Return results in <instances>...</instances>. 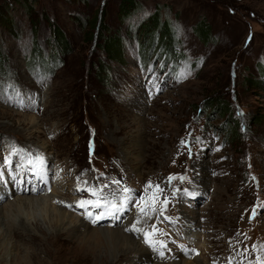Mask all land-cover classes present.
Instances as JSON below:
<instances>
[{"label":"rangeland","instance_id":"1","mask_svg":"<svg viewBox=\"0 0 264 264\" xmlns=\"http://www.w3.org/2000/svg\"><path fill=\"white\" fill-rule=\"evenodd\" d=\"M135 1L138 10L121 19L120 0H38L32 12L13 3L9 13L0 0V13L7 16L0 15L6 62L0 70V161L13 146L43 152L50 169L43 191L57 187L60 172L75 181L85 169L89 180L99 172L116 175L139 193L149 180L187 170L190 180L176 185L198 194L177 199L169 208L174 222L159 225L169 233L160 238L175 241L167 261L183 246L201 264H226L233 247L264 244V209L251 218L252 208L264 204V0ZM155 9L161 21L173 25L174 55L173 50L154 51L152 43L159 44L153 37ZM100 16L101 26L118 29L124 39L122 58L105 60L102 76L93 66L105 56L96 37ZM199 22V27L209 25L210 41L197 33ZM56 30L68 49L46 68L43 61L53 53L50 37ZM36 73L49 78L38 82ZM148 79L155 87H145ZM203 165L207 177L201 182ZM5 170V176L12 174ZM6 183L0 181L4 195ZM67 184L72 185L68 179ZM30 186L5 199L32 196ZM75 187L64 190V196L89 198ZM75 210L82 214L83 209ZM186 213L195 216V229L184 228ZM155 222L139 227L149 230ZM56 264L87 262L61 259Z\"/></svg>","mask_w":264,"mask_h":264},{"label":"snow or ice","instance_id":"2","mask_svg":"<svg viewBox=\"0 0 264 264\" xmlns=\"http://www.w3.org/2000/svg\"><path fill=\"white\" fill-rule=\"evenodd\" d=\"M261 59L264 60V58ZM36 76L38 82L41 83L49 78L46 73H36ZM145 87L148 89L155 87V80L148 79ZM20 99L23 103L25 98L20 97ZM27 103L28 106H32L35 103L34 97L29 96ZM238 115L242 117L243 113L238 110ZM196 141L204 143L201 138H196ZM182 143L184 142L182 141ZM185 146L190 148V144H185ZM89 147L91 150L92 145L90 144ZM191 155L192 153L189 151V156ZM14 157H18L15 162ZM5 168L11 171L12 182L18 191L27 192L29 190L27 185L31 184V191L37 192V182L48 184L50 171L48 157L41 151H26L13 146L10 154L0 161V181L6 174L2 170ZM87 172L88 170L85 169L76 177L74 189L76 192L86 193L89 197L78 199L75 204L76 208L84 210L82 214L87 221L92 225H103L102 222L106 219L119 222L126 212L134 208L137 212L135 220H130L129 225L124 226V230L142 236L143 242L153 250L154 255L158 256L161 261L167 260L169 258L167 254L172 252L170 243L174 244L175 241L161 239L160 237H167L169 233L162 230L159 225L163 222L169 224L174 222L169 208L177 199H194L198 194L194 189L181 188L176 185L177 181L182 185L185 181L190 180L186 175L187 170L184 174H169L166 178L155 182L149 180L139 193L116 175L105 176L104 173L99 172L94 179L89 180L84 178ZM93 172H97V170L93 169ZM39 190L43 191L42 188ZM4 199V193L0 192V201ZM67 206L73 207V205ZM261 209H264V204L255 205L251 210V218L258 216ZM153 218L156 222L150 225L149 230L139 227L142 222L151 221ZM176 220L178 222L179 218ZM114 226H118V224H114ZM237 235L240 233L238 232ZM237 243L243 242L237 241ZM180 250H184L183 246H180ZM171 258L176 259L175 256ZM245 261L247 264H264V244L254 243L251 246L244 244L241 248L233 247L231 254L226 258V264H245Z\"/></svg>","mask_w":264,"mask_h":264},{"label":"clouds","instance_id":"3","mask_svg":"<svg viewBox=\"0 0 264 264\" xmlns=\"http://www.w3.org/2000/svg\"><path fill=\"white\" fill-rule=\"evenodd\" d=\"M67 179L58 173L56 188L0 203V264H56L61 240L69 243L73 261L130 264L135 238L112 223L92 225L68 207L77 200L64 196Z\"/></svg>","mask_w":264,"mask_h":264},{"label":"trees","instance_id":"4","mask_svg":"<svg viewBox=\"0 0 264 264\" xmlns=\"http://www.w3.org/2000/svg\"><path fill=\"white\" fill-rule=\"evenodd\" d=\"M2 1H3L2 3H4L3 9L7 13H9L8 10L10 9V7L11 8L13 7V3H17L18 5H23V9L26 12H32L34 10L33 8L35 6V3L38 0H2ZM138 6L139 5L137 4V2L135 0H120L119 10L121 11V15H122L121 19L128 16V14H129L128 11H130V12L137 11ZM126 7H129V9L126 10ZM154 14L156 16L154 18H152L154 21V23L152 24V27H154L156 32L153 34V37L154 38L156 37V42H157V44L159 43L157 46H154V43H152L154 51L156 49V53H157L161 49H165L166 52L173 50L172 54L174 55L176 53V48H178L177 45H175V43L177 44L178 41H176V37L174 35L173 25L171 24V22L167 21L166 19L161 21L159 19V12L157 11V9H155ZM0 15L7 18L6 15H2L1 13H0ZM99 22H101V16L96 18V24H97L96 25V29H97V36L96 37L98 38V44H99L101 50L104 52L105 56L103 58H101V61H96V63L93 64V66L96 69L98 68L96 74L102 76V75H105L104 71L106 70L105 60L110 59V60L118 61L122 58V55H121L122 51L121 50L124 49V45H123L124 39H123L122 34H120L118 32V29L116 30V32H113V31L109 32V29L106 28L105 26H101V23H99ZM201 22H199L197 25H195V29L197 30V33L199 34V36L203 40L208 42L211 40L210 27L207 24H205L203 27H199V25H201ZM144 28H145V26H144ZM150 34H152V32ZM50 38H52V41L55 43V45L52 44L51 46H49L53 53H52V55L49 54L50 58L45 59V62L41 58L44 66L45 67L47 66L46 68L49 67L50 62L52 61V58L54 59L56 54L58 57H60V55H62V53H64L68 49L67 41L65 40L63 35L58 30H56L51 35ZM152 46L150 43V47H152ZM161 55L165 56L166 53H164V54L161 53ZM171 60L173 61L174 58H172ZM5 63L6 62H5V60H3L2 48L0 45V70H4L3 68H5V65H4ZM231 123H232L233 127L236 128L235 122L232 121Z\"/></svg>","mask_w":264,"mask_h":264},{"label":"bare ground","instance_id":"5","mask_svg":"<svg viewBox=\"0 0 264 264\" xmlns=\"http://www.w3.org/2000/svg\"><path fill=\"white\" fill-rule=\"evenodd\" d=\"M25 142H30V141H25ZM29 144V143H27ZM26 144V145H27ZM11 146V145H10ZM29 146V145H28ZM135 148V150H139L141 148V144H137ZM21 147V146H20ZM19 147V148H20ZM31 147V146H30ZM139 152V151H138ZM139 155V154H138ZM125 159H128L126 154L124 156ZM138 165V164H137ZM66 168V167H65ZM136 168V167H135ZM201 174H202V177H200V181L201 182H204V179L207 177V172L205 170V166H201ZM6 172L5 169H2ZM134 170V169H133ZM137 170V169H136ZM58 171V170H57ZM59 172V171H58ZM61 173V172H60ZM59 173V174H60ZM65 170H64V174H65ZM200 173V172H199ZM61 176H64L61 174ZM68 177V180H69V183H72V185H69L66 183V185L63 186V190H69V189H73V186L75 187L76 186V181L74 180V177H72V175H69L67 176ZM57 178V177H56ZM4 179H6V186H7V189L5 190V195H8V194H13L14 192H17V188L16 186L14 187V185L12 184V181L10 180L11 179V175H7L4 177ZM75 183V184H74ZM39 182H37V187H38V191H40L39 189L43 188L45 185L44 184H41ZM74 184V185H73ZM203 185V183H201ZM22 187V186H21ZM31 187V186H30ZM3 190V189H1ZM38 191L36 193H38ZM20 192H24V191H20ZM4 193V191H3ZM24 194V193H23ZM10 198V197H9ZM13 199H15V197H13ZM73 208L76 209L75 207V204H73ZM84 210H82V213H83ZM188 215V223H185L184 225V228L185 229H195L194 227V224H195V216L193 215H190L188 213H186ZM137 213L134 212V210H130L128 214H125L123 217H122V224H121V227H124L126 225H129V221H134L135 220V217H136ZM111 221V220H110ZM112 224H118V222H115V221H111ZM196 226V225H195ZM194 227V228H193ZM131 235V233H129ZM132 236V235H131ZM138 239L135 240L136 241V245L134 247L133 250L136 251V255L134 256V259H130V264H143L142 262L144 261H152L153 264H201L195 256H192L191 257V252L187 251L186 248H183L184 250L181 251V250H177L175 253H174V256L176 257V259H169L168 261L165 260V261H161L160 258L156 255H154L153 251H150V249L148 250L147 249V246L145 247V243L143 244V238L142 236H140L138 234ZM33 240H36L37 238L36 237H33L32 238ZM58 247H60V253H59V256L57 258V260H61V259H68L70 260L71 259V248H70V245L67 241H64V240H61L58 242ZM186 253H188L186 255ZM134 255V254H133ZM185 257H188L190 258V260L188 259H185ZM160 260V261H159Z\"/></svg>","mask_w":264,"mask_h":264}]
</instances>
